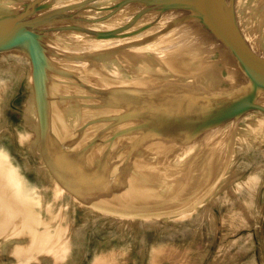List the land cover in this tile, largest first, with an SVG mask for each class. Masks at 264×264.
I'll return each mask as SVG.
<instances>
[{
    "label": "water",
    "instance_id": "obj_1",
    "mask_svg": "<svg viewBox=\"0 0 264 264\" xmlns=\"http://www.w3.org/2000/svg\"><path fill=\"white\" fill-rule=\"evenodd\" d=\"M262 52L264 0H0V264H66L91 221L83 264H127V225L161 264L249 171L264 202Z\"/></svg>",
    "mask_w": 264,
    "mask_h": 264
},
{
    "label": "rangeland",
    "instance_id": "obj_2",
    "mask_svg": "<svg viewBox=\"0 0 264 264\" xmlns=\"http://www.w3.org/2000/svg\"><path fill=\"white\" fill-rule=\"evenodd\" d=\"M245 166L248 168L250 164L244 163L241 169L244 170ZM240 181L249 188L245 192L244 188L239 186L242 191L241 196L236 190V196L231 200L225 199L219 202L217 212L220 226L217 225L216 218L209 219L207 223L203 222L204 227H199L192 233L187 227L181 226L180 239H186V242L180 241L178 245L169 242L172 248L164 250L165 255L161 264H264V224L259 223V216H264V208H261L264 202H258L256 199L258 186L256 187V183L253 182L250 171L243 175ZM110 225V223L106 224V226ZM218 227L221 229L220 240L212 256L208 257ZM95 228L98 227L94 226L93 221L77 224L75 231L83 239L82 248L74 252L66 264H83V257L87 251L85 244L92 241L89 239V234L94 233ZM142 228L136 225L120 228V240H116V243H121L119 257L126 258L127 264H156L153 259L158 254L159 246H156L157 243L146 246L143 244L142 236L139 235L143 232ZM244 228L248 230H242ZM122 229L131 232L130 240L125 239L128 234H124ZM185 234H188V237L183 236ZM96 237L98 238L99 234ZM40 263L52 264L47 259H42Z\"/></svg>",
    "mask_w": 264,
    "mask_h": 264
},
{
    "label": "bare ground",
    "instance_id": "obj_3",
    "mask_svg": "<svg viewBox=\"0 0 264 264\" xmlns=\"http://www.w3.org/2000/svg\"><path fill=\"white\" fill-rule=\"evenodd\" d=\"M224 8L226 9V10H228V1L227 2H225V5H224ZM196 48H198L197 46L195 47H189V48H186V47H184V48H177V51L178 52H180V54H184V53H190V54H192L193 56H196L197 55V53L195 52V49ZM263 53V52H262ZM263 55H264V53H263ZM229 79H233V76H229L228 77ZM150 83H155V82H150ZM156 84V83H155ZM148 85V84H147ZM147 85H145L144 87H142L141 88V90H143L144 92H147V90H149L148 88H147ZM3 175H4V177L6 176V173L3 171V172H1ZM10 176H13V174H11ZM16 179V178H15Z\"/></svg>",
    "mask_w": 264,
    "mask_h": 264
}]
</instances>
